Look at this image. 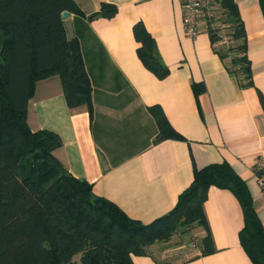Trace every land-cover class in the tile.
Wrapping results in <instances>:
<instances>
[{
  "label": "crops",
  "instance_id": "obj_1",
  "mask_svg": "<svg viewBox=\"0 0 264 264\" xmlns=\"http://www.w3.org/2000/svg\"><path fill=\"white\" fill-rule=\"evenodd\" d=\"M221 1L206 0L199 32L190 37L184 0H75L82 13L63 21L68 38L80 43L92 85V115L86 107L70 109L59 76L36 83L28 105L31 130L57 134L62 145L54 154L70 174L132 220L151 224L168 215L198 170L228 163L246 182L264 227L256 169L264 153V13L260 0H229L246 37L252 84L245 86L229 69L231 57L219 54L222 37L213 11L220 9L226 24ZM103 4L114 5L115 16L91 18ZM137 25L155 41L168 69L165 77L140 59ZM210 28L221 37L215 45ZM232 43L231 49L238 45ZM158 116L170 127L167 138L158 139ZM204 213L209 231L193 227L197 245L189 249L191 257L175 260L180 252L170 256L156 244L147 255L133 256L134 264H253L240 240L245 218L238 198L213 186ZM208 232L214 251L201 256Z\"/></svg>",
  "mask_w": 264,
  "mask_h": 264
},
{
  "label": "trees",
  "instance_id": "obj_2",
  "mask_svg": "<svg viewBox=\"0 0 264 264\" xmlns=\"http://www.w3.org/2000/svg\"><path fill=\"white\" fill-rule=\"evenodd\" d=\"M260 4L264 13V0ZM221 8L238 45L219 54L223 60L231 57L229 69L243 85H251L243 22L231 1L222 0ZM64 12L82 10L75 0H0V264H134L133 256L147 255L156 244H169L180 229L186 236L188 227L209 231L204 203L213 186L238 198L245 218L241 244L253 264H264V227L246 182L228 163L198 170L168 215L143 224L94 195L86 180L70 174L54 154L62 145L57 134L31 130L30 98L36 83L51 76L60 77L70 109L86 107L93 113L92 85L80 43L68 38ZM116 12L114 5L103 4L91 18H112ZM134 34L142 43L138 55L145 66L165 77L168 69L153 38L142 25L135 26ZM209 34L214 45L221 41L214 28ZM157 121L158 139L169 137L166 120L158 116ZM213 251L208 232L201 256ZM77 255L79 263L74 261Z\"/></svg>",
  "mask_w": 264,
  "mask_h": 264
},
{
  "label": "rangeland",
  "instance_id": "obj_3",
  "mask_svg": "<svg viewBox=\"0 0 264 264\" xmlns=\"http://www.w3.org/2000/svg\"><path fill=\"white\" fill-rule=\"evenodd\" d=\"M213 13H214L213 18H215L217 20V24H218L217 29H219V31L221 32L220 35L222 37V44H221L222 50L228 51L229 49H231V46L233 44L232 39H231V35H230V30L228 29V26L226 24H224L223 21H221V19H220L222 17V11L220 9H215L213 11ZM68 26L70 27L71 23H68ZM193 227H195V226H193ZM193 227H188V229H190V230H189V233L187 236L185 235L186 233L184 234V232H182L183 229H180L174 235L173 239L171 240V242L169 244H166V245L160 244L159 250H162L163 248H165L168 245V246H170V248L168 249L170 251H167L166 253L171 254L170 256L173 255L172 253H175V252L179 253L180 252L179 253L180 257L176 258L175 260L181 261V260H185V259H188L189 257H191L190 255H192V254L189 251V249H196V245H197L196 244L197 239H196V236L194 235L195 233H192ZM186 240H189L191 243H186ZM186 244L187 245L190 244V245L186 246L185 248H182V246H185ZM74 261L79 263L80 262V256L77 255L74 258Z\"/></svg>",
  "mask_w": 264,
  "mask_h": 264
},
{
  "label": "built area",
  "instance_id": "obj_4",
  "mask_svg": "<svg viewBox=\"0 0 264 264\" xmlns=\"http://www.w3.org/2000/svg\"><path fill=\"white\" fill-rule=\"evenodd\" d=\"M184 26L190 37L199 32V15L206 4V0H184ZM210 7V6H209ZM257 176L264 196V153L258 156Z\"/></svg>",
  "mask_w": 264,
  "mask_h": 264
},
{
  "label": "water",
  "instance_id": "obj_5",
  "mask_svg": "<svg viewBox=\"0 0 264 264\" xmlns=\"http://www.w3.org/2000/svg\"><path fill=\"white\" fill-rule=\"evenodd\" d=\"M71 14L69 12H64L63 13V19H66L70 16Z\"/></svg>",
  "mask_w": 264,
  "mask_h": 264
}]
</instances>
